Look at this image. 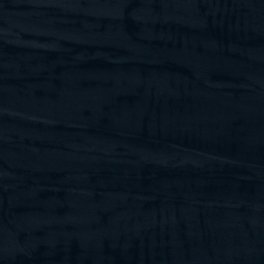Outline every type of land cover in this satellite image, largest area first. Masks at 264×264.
<instances>
[{"label":"water","instance_id":"water-1","mask_svg":"<svg viewBox=\"0 0 264 264\" xmlns=\"http://www.w3.org/2000/svg\"><path fill=\"white\" fill-rule=\"evenodd\" d=\"M0 264H264V0H0Z\"/></svg>","mask_w":264,"mask_h":264}]
</instances>
